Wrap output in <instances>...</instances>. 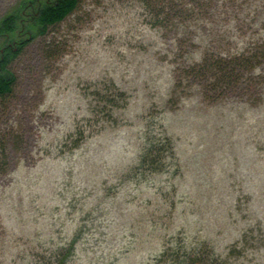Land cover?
I'll return each instance as SVG.
<instances>
[{
    "label": "rangeland",
    "instance_id": "obj_1",
    "mask_svg": "<svg viewBox=\"0 0 264 264\" xmlns=\"http://www.w3.org/2000/svg\"><path fill=\"white\" fill-rule=\"evenodd\" d=\"M168 2L79 0L8 63L0 264H264V0ZM241 51L259 64L217 78Z\"/></svg>",
    "mask_w": 264,
    "mask_h": 264
},
{
    "label": "trees",
    "instance_id": "obj_2",
    "mask_svg": "<svg viewBox=\"0 0 264 264\" xmlns=\"http://www.w3.org/2000/svg\"><path fill=\"white\" fill-rule=\"evenodd\" d=\"M183 1L169 0L167 3L169 12L174 11V8H179L177 15L180 18L184 17L187 10L182 9ZM78 4L79 0H22L16 8L0 19V100L10 96L15 83V76L9 70L8 63L20 54L23 47L36 35L45 33L48 27L62 22L72 14ZM160 14L165 18L170 16L163 10L160 11ZM257 54L258 52L254 56L244 57L241 51L235 55L217 56L214 63L210 64V69L214 71L217 78L222 79L221 74H225L224 76H227L228 79H232L235 70H237L235 73H238L259 64L258 58H261L262 55L258 57ZM160 149L153 144L142 149L139 163L147 166L150 164L152 171L158 170ZM199 248L197 245L188 250L182 245L175 248L167 247L161 253L159 260L161 257L163 258L159 262H163L166 257L165 264H214L204 257Z\"/></svg>",
    "mask_w": 264,
    "mask_h": 264
}]
</instances>
